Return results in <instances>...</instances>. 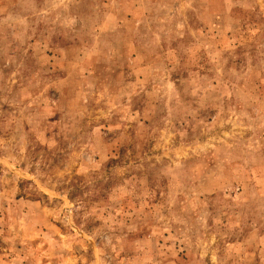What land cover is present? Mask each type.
Returning a JSON list of instances; mask_svg holds the SVG:
<instances>
[{
  "label": "rangeland",
  "instance_id": "rangeland-1",
  "mask_svg": "<svg viewBox=\"0 0 264 264\" xmlns=\"http://www.w3.org/2000/svg\"><path fill=\"white\" fill-rule=\"evenodd\" d=\"M0 264H264V0H0Z\"/></svg>",
  "mask_w": 264,
  "mask_h": 264
}]
</instances>
